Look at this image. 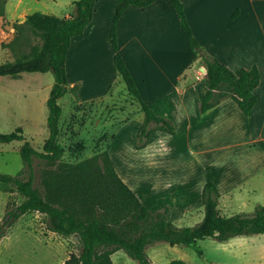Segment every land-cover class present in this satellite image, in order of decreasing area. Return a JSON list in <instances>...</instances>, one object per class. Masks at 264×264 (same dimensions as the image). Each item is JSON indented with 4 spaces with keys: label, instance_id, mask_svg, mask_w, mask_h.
Segmentation results:
<instances>
[{
    "label": "crops",
    "instance_id": "0c3cea01",
    "mask_svg": "<svg viewBox=\"0 0 264 264\" xmlns=\"http://www.w3.org/2000/svg\"><path fill=\"white\" fill-rule=\"evenodd\" d=\"M72 1L67 0L68 10ZM180 1L206 54L232 71L258 67L260 82L252 114L248 118L230 99L201 114L205 65L190 49L175 10L168 0L129 7L117 25L120 53L143 100L155 113L172 120L177 132L155 131L144 147L136 148L143 119L138 105L133 116L116 124L108 154L118 176L143 204L167 206L168 213L175 209L178 220L203 210L202 192L208 180L216 183L222 215L250 214L256 206H264V0ZM46 2L6 0L0 15V47L8 55L14 50L2 43L10 44L14 35L5 33L3 22L15 33L14 23L23 24L34 12L54 15ZM116 2L98 0L84 33L71 40L67 81L69 88L77 87L81 103L102 98L120 80L109 37ZM102 51L110 71L106 81L85 72L95 68ZM85 61L90 65L84 66ZM76 64L81 71L74 79L70 73ZM194 64L195 69H190ZM98 123L110 121L100 118ZM62 255L57 254L60 259Z\"/></svg>",
    "mask_w": 264,
    "mask_h": 264
},
{
    "label": "trees",
    "instance_id": "16d2710c",
    "mask_svg": "<svg viewBox=\"0 0 264 264\" xmlns=\"http://www.w3.org/2000/svg\"><path fill=\"white\" fill-rule=\"evenodd\" d=\"M97 1L75 0L74 13L68 17L41 12L28 15L24 23L29 24L41 38V46L34 45L29 53L0 64V76L48 71L54 76L46 101L49 136L42 150L38 151L25 142L19 150L23 168L15 175L0 172V182L13 185L22 197L19 203L7 202L0 219V239L5 237L9 228L22 215L39 212L45 216L49 231L64 237L75 235L80 242L79 251L70 252L62 264H114L111 256L118 250L124 251L139 264H154L146 249L155 242H166L171 246L191 245L209 237L226 241L234 236L264 234V206H256L252 214L222 215L218 209L220 193L213 180H208L203 187L201 221L194 226H175L167 220V206L143 204L118 176L108 154L113 134L101 154L71 163L64 160L65 150L59 143L62 108L58 101L74 90L68 86L66 56L72 38L82 35L91 22ZM154 1L117 0L109 31L114 67L128 94L143 113L136 141L138 149L148 143L155 131L177 132L172 120L155 113L143 100L119 50L117 25L122 14L129 7L145 8ZM168 2L180 20L190 49L205 65L200 113L206 114L222 101L230 99L249 118L257 102L254 91L260 82L258 67L232 71L206 54L185 16L182 2ZM17 129L20 135L0 133V143L24 140L22 130ZM33 157L38 158L42 165L37 186L34 184ZM27 169L30 174L26 178ZM165 264L188 263L173 259Z\"/></svg>",
    "mask_w": 264,
    "mask_h": 264
},
{
    "label": "rangeland",
    "instance_id": "374dc122",
    "mask_svg": "<svg viewBox=\"0 0 264 264\" xmlns=\"http://www.w3.org/2000/svg\"><path fill=\"white\" fill-rule=\"evenodd\" d=\"M5 2L6 0H0V15L4 13ZM73 2L69 10L67 0H48L45 4L54 16L68 17L62 14L74 13ZM5 26L6 22H3L2 28L5 33L14 35L10 42V47L14 51L12 55H8L6 50L0 47V64L11 62L17 56L29 53L34 45L41 46V38L32 31L29 24L14 23L15 33ZM2 44L9 47L8 43ZM99 54L100 60L95 68L84 71L91 78L99 74V77H102L101 81L104 78L106 81L110 71L104 57L105 53L102 51ZM83 65H90V62L85 61ZM195 67L196 64L190 69ZM80 71V66L76 64L70 74L75 79ZM185 74L187 72L183 73L184 78ZM53 83L54 76L51 71L0 76V133L13 132L20 135L17 129L19 128L24 137L21 141L0 143L1 173L15 175L23 168L19 150L25 142L38 151L42 150L44 141L49 136L46 101ZM58 102L62 108L59 143L65 150L64 160L69 163L101 154L109 138L114 134L116 124L133 116L138 109V103L128 94L121 78L112 85L107 95L98 100L79 102L77 87H74L73 91L65 94ZM100 118L110 123L99 124ZM41 166L40 160L33 157L36 186L39 185L41 178ZM29 174L27 169L26 178ZM8 201L12 204L19 203L22 197L13 185L0 182V219ZM202 211L201 208L199 213H195L187 220H178L175 217L177 216L175 209L171 213L168 211L166 216L175 226H194L200 222L198 220L202 218ZM79 249L80 242L77 236L64 237L53 233L48 230L43 214L29 212L15 221L5 237L0 240V264H59L70 252L77 253ZM146 252L154 264H165L173 259H182L188 264H264V234L234 236L226 241L209 237L197 240L191 245L171 246L166 242H155L147 247ZM61 253L63 255L60 259ZM111 258L114 264H139L122 250L114 252Z\"/></svg>",
    "mask_w": 264,
    "mask_h": 264
}]
</instances>
